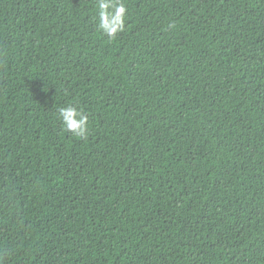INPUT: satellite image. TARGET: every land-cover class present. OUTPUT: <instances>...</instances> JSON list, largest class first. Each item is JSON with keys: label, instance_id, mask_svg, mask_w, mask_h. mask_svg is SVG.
I'll use <instances>...</instances> for the list:
<instances>
[{"label": "trees", "instance_id": "trees-1", "mask_svg": "<svg viewBox=\"0 0 264 264\" xmlns=\"http://www.w3.org/2000/svg\"><path fill=\"white\" fill-rule=\"evenodd\" d=\"M98 2L0 0V264H264V0Z\"/></svg>", "mask_w": 264, "mask_h": 264}, {"label": "clouds", "instance_id": "clouds-1", "mask_svg": "<svg viewBox=\"0 0 264 264\" xmlns=\"http://www.w3.org/2000/svg\"><path fill=\"white\" fill-rule=\"evenodd\" d=\"M99 11V26L109 36L115 37L124 28V18L127 9L123 3L114 4L110 0H99L97 4ZM109 9H114L110 12ZM59 117L65 125L66 130L76 137L84 138L87 135L88 117L76 106L69 105L59 110Z\"/></svg>", "mask_w": 264, "mask_h": 264}]
</instances>
